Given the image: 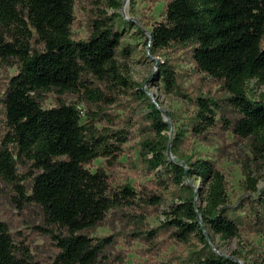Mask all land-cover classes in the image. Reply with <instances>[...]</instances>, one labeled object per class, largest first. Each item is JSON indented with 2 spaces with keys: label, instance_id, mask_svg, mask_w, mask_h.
<instances>
[{
  "label": "trees",
  "instance_id": "16d2710c",
  "mask_svg": "<svg viewBox=\"0 0 264 264\" xmlns=\"http://www.w3.org/2000/svg\"><path fill=\"white\" fill-rule=\"evenodd\" d=\"M94 5L88 33L74 39L76 0H0V68H16L7 82L0 104L3 132L0 134V182L16 193L18 207L35 206L43 223L54 228L57 254L50 264H108L107 238L92 231L110 211L157 203L154 193L141 195L128 185L115 189L102 168L89 165L98 158L115 161L127 141L123 129L96 127L102 107L112 103V94L131 91L146 102V94L122 75L117 63L121 46V22L106 9H118V0H88ZM264 0H167L164 16L150 31L148 44L157 53L172 46L188 49L191 62L224 97L220 104L203 98L197 103V131L215 127L209 105L221 111V121L235 137L251 139L252 149L264 160V96H247L246 83L264 85ZM130 50L124 49L128 56ZM166 92L176 86L167 65L159 67ZM55 105L45 109L47 96ZM72 95L75 100L62 101ZM94 106L82 113L79 105ZM149 129L154 132L139 143L140 160L154 178L176 190L172 218L165 225L179 242L197 245L178 264H241L215 253L204 235L207 225L222 240L238 234L239 226L264 234V201L248 198L239 208L227 205L224 178L204 159L181 163L165 154L168 129L155 104L146 103ZM84 116V120H83ZM151 156V157H149ZM29 164L25 178L19 164ZM197 177L204 186L203 206H197L193 187ZM249 190L255 183L247 174ZM238 218V219H237ZM0 264H41L29 246L15 240L0 222ZM257 264H264V252Z\"/></svg>",
  "mask_w": 264,
  "mask_h": 264
},
{
  "label": "rangeland",
  "instance_id": "374dc122",
  "mask_svg": "<svg viewBox=\"0 0 264 264\" xmlns=\"http://www.w3.org/2000/svg\"><path fill=\"white\" fill-rule=\"evenodd\" d=\"M120 8L106 9L108 15L121 22V46L117 50V63L122 75L145 92V100L131 91L112 95V103L102 107L96 127L123 129L127 141L122 145L121 154L115 161L98 158L89 165L94 172L105 170L112 188L128 185L141 195L154 193L157 203H138L137 207L110 211L103 222L96 227L91 236L107 238L105 248L108 264H178L196 245V240L184 244L172 236L168 222L170 207L176 203V190L158 182L149 168L140 160L139 143L154 132L149 129L146 103L155 104L168 129L162 132L168 138L166 156L169 161L177 159L188 163L195 159L210 161L224 178L227 205L235 210L236 216H243L239 205L248 198L264 201V160L252 149L251 139L235 137L221 121L222 113L209 105L214 113L215 127L197 131V103L207 98L221 103L223 94L191 62L188 49L172 46L161 52L152 53L148 38L153 26L164 16L167 0H118ZM94 5L88 0H76L74 6L75 22L72 26L74 39H83L88 33ZM264 44V39H263ZM130 53L124 55V49ZM167 65L176 77V86L166 92L159 81V67ZM16 74V68H0V97L9 78ZM247 96L256 101L264 96V85L251 80L246 83ZM73 101L72 95L60 98ZM55 98L47 96L43 102L45 109L54 106ZM82 113H91L94 106L82 102ZM2 107L0 104V134L3 132ZM84 120V116H83ZM151 157V156H149ZM29 164H19L18 173L25 178ZM254 180L255 192L249 190L246 175ZM187 183L193 187V197L197 206H203L205 188L200 180L192 176ZM16 193L10 186L0 182V222L9 227L13 238L24 241L34 258L41 264H50L58 252L54 236L58 232L43 223L41 212L35 206L18 207ZM238 219V218H237ZM239 231L228 240L220 239L212 230L203 225L204 235L211 249L226 257H232L241 264H257L264 252V234L248 227H242L238 219Z\"/></svg>",
  "mask_w": 264,
  "mask_h": 264
}]
</instances>
